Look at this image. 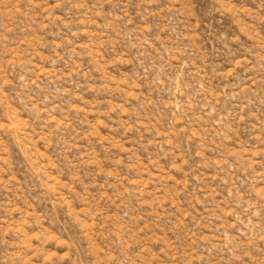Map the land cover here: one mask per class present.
Masks as SVG:
<instances>
[{"label": "rangeland", "instance_id": "obj_1", "mask_svg": "<svg viewBox=\"0 0 264 264\" xmlns=\"http://www.w3.org/2000/svg\"><path fill=\"white\" fill-rule=\"evenodd\" d=\"M0 264H264V0H0Z\"/></svg>", "mask_w": 264, "mask_h": 264}]
</instances>
